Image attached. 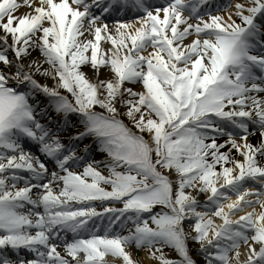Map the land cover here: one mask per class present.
Masks as SVG:
<instances>
[{
  "label": "snow or ice",
  "instance_id": "1",
  "mask_svg": "<svg viewBox=\"0 0 264 264\" xmlns=\"http://www.w3.org/2000/svg\"><path fill=\"white\" fill-rule=\"evenodd\" d=\"M133 249L264 264V0H0V264Z\"/></svg>",
  "mask_w": 264,
  "mask_h": 264
},
{
  "label": "bare ground",
  "instance_id": "2",
  "mask_svg": "<svg viewBox=\"0 0 264 264\" xmlns=\"http://www.w3.org/2000/svg\"><path fill=\"white\" fill-rule=\"evenodd\" d=\"M221 2H224V0H221ZM21 13L26 11V9L22 8ZM190 249H192L193 251H195L194 246L191 244H189ZM134 252V258L139 259L142 264H158V261L151 259L149 256V253H147L146 250H141V251H136L135 249H133ZM167 257L169 256L168 254H166Z\"/></svg>",
  "mask_w": 264,
  "mask_h": 264
},
{
  "label": "rangeland",
  "instance_id": "3",
  "mask_svg": "<svg viewBox=\"0 0 264 264\" xmlns=\"http://www.w3.org/2000/svg\"><path fill=\"white\" fill-rule=\"evenodd\" d=\"M190 244V243H189ZM148 253V252H147ZM165 253L168 254V258L169 259H176L177 257L175 256V254L173 252H171L170 250L168 249H165Z\"/></svg>",
  "mask_w": 264,
  "mask_h": 264
}]
</instances>
